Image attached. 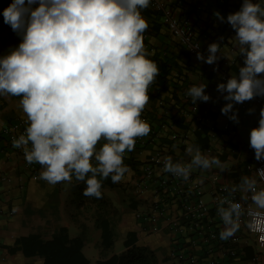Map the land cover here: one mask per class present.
<instances>
[{"label": "clouds", "instance_id": "9594fccd", "mask_svg": "<svg viewBox=\"0 0 264 264\" xmlns=\"http://www.w3.org/2000/svg\"><path fill=\"white\" fill-rule=\"evenodd\" d=\"M151 2L12 0L3 10L4 23L21 42L0 56V96L20 97L26 128L12 144L22 149L28 164L41 166L40 179L55 185L75 178L86 185L84 196L97 199L102 198L103 179L110 176L113 183L124 179L129 171L125 153L151 132L142 119L149 89L160 73L144 44L149 24L142 10ZM214 15L225 21L220 12ZM226 22L236 32L244 66L237 76L218 84L217 91L227 101L222 114L239 123L234 104L264 97V7L243 0ZM207 51V57L197 51V60L215 64L220 44H209ZM206 87L194 84L186 95L193 104L209 102ZM253 111L249 109V114ZM259 116L258 127L250 131V147L258 162L264 161V108ZM186 151L190 161L174 162L166 156L163 171L188 181L196 168L226 170L217 156L199 147L190 144ZM261 182L264 168L242 176L238 185L225 189L227 196L218 198L217 213L224 225L221 240L234 236L246 211L250 216L264 214ZM237 192L242 200H251L247 210L235 200Z\"/></svg>", "mask_w": 264, "mask_h": 264}, {"label": "crops", "instance_id": "0c3cea01", "mask_svg": "<svg viewBox=\"0 0 264 264\" xmlns=\"http://www.w3.org/2000/svg\"><path fill=\"white\" fill-rule=\"evenodd\" d=\"M159 1L165 6H172L174 0ZM253 2L264 7V0ZM242 4L243 0H185L183 7L177 10L178 14L191 17L200 31L211 29L210 38L204 40L208 45L217 43L222 33L229 35V44L220 50L223 56L219 53L218 56L230 63L237 58L236 63L231 64L235 76L239 68L244 66V56L238 58L240 50L235 39L236 32L226 22V18L230 13L239 11ZM215 12H220L225 21L218 20ZM142 15L149 24L143 34L144 44L151 53L149 58L160 69L156 82L149 89L150 101L142 114L148 116L151 127L159 128L163 123L165 127H160L156 138L150 133L146 143L140 146L135 144L132 152L125 153L124 164L129 171L121 182L113 183L110 176L102 180L101 192L109 202L107 217L115 230V244L108 251L107 257L122 254L136 245L151 250L157 264H176L171 253L177 243H182L204 259L209 255H222V248L236 246L242 264H253L258 252H264L253 244L246 221H242L239 230L229 238L234 243L221 240L219 234L224 225L213 199L217 181L233 187L239 184L242 176H251L247 165L254 150L250 147V137L245 132L242 119L247 118L252 122V130L259 108L254 99L245 102V106L254 109L251 114L241 112L240 107L235 111L234 105L233 112H238L239 123L223 115L221 109L227 101L217 91L218 84L222 83L220 73L197 60L188 51L180 38L169 29L160 9L150 4L142 10ZM194 84L207 85L205 91L211 97L209 102L192 103L186 93ZM19 99L0 96V121L4 122L0 128L16 117L26 118L18 106ZM204 113L210 115L209 120L204 129H198L196 116ZM190 144L199 147L205 154L217 156L226 170L221 171L216 167L206 171L198 168L193 170V176L201 183L204 197L212 207L211 215L195 225L184 216L179 193H168L170 214L173 218H179L186 227L183 233H177L170 228L164 217L158 216L153 221L145 218L155 213V194L139 192L137 183L144 165L153 159L157 151L166 152L174 162L190 161L191 157L186 151ZM0 146L3 151L0 156V264H45L43 255H27L20 239L30 235L45 241L63 235H67L69 240L75 239L83 233L82 224H95L98 217L97 202L83 195L86 187L83 182L73 178L70 183L51 185L40 179L42 169L39 164H36L37 176H33L24 153L14 148L13 144L3 143ZM163 172L162 167L156 168L159 177ZM4 174L11 177V180L5 179L2 176ZM212 228L217 230L219 241L210 240L207 244L202 232L207 235ZM129 239L133 241L130 246L127 245ZM83 251L91 264H97L104 258L102 247L94 242H86Z\"/></svg>", "mask_w": 264, "mask_h": 264}, {"label": "built area", "instance_id": "2783aa9c", "mask_svg": "<svg viewBox=\"0 0 264 264\" xmlns=\"http://www.w3.org/2000/svg\"><path fill=\"white\" fill-rule=\"evenodd\" d=\"M151 4L162 11L164 20L169 29L174 35L180 38L181 43L192 55L196 56L197 51L203 53L205 57L209 55L207 51L208 44H206L204 40L210 38L212 32L211 29L208 31H200L191 17L182 16L177 13V10L185 4V0H174L172 6H165L159 0H152ZM217 43L220 44L221 50L225 45L229 44V35L226 33L220 34ZM238 58L240 59L242 56L239 55ZM236 61L237 58L233 59L231 63L229 61L225 62L219 58V60L212 65L205 62L203 63L211 69H216L220 73L222 83H226L231 76H235L231 71V64H235ZM254 101L259 108V112L253 128L258 127L260 109L264 108V97L257 96L254 98ZM209 117L210 115L205 113L196 116L198 129H204ZM25 119L26 118L24 117H16L8 124L4 125V127L0 128V145L3 143L12 144L13 138L18 137L24 132L26 128ZM142 119L146 120L150 125V119L147 115L142 114ZM160 127H165V124L163 123ZM160 127H151L150 133L153 137L156 138L159 135ZM147 141L148 135L143 138H138L136 144L140 146ZM1 147L2 146H0V148ZM19 150L22 151V149ZM2 152L3 151L0 150V156ZM166 156V152L157 151L153 159L144 165L143 172L137 183V190L139 192H154L155 194V200L153 201L155 213L153 215L145 216L147 220L153 221L158 216L164 217L168 220L171 229L175 230L177 233H183L186 227L180 222L179 218H173L170 214V206L167 201L168 193H171L172 191H177L179 193L183 203L184 216L191 220L193 225L197 224L199 220L209 217L211 215L212 207L204 197L201 183L196 180L193 174H191L188 181H183L167 172H163L160 177L157 175L156 168H164L163 158ZM27 165L33 170V176L36 177V164L27 163ZM247 168L250 171L251 176H253L256 169L264 168V161H256L254 153ZM2 176L7 180H11V177H8L7 175L5 176V174ZM215 179V181H217V178ZM154 184L155 186H153ZM260 187H264V182H261ZM226 188L231 187L217 181L213 199L216 208L218 206V198L228 195V192L225 191ZM235 200L240 202L246 210L252 203L250 199L247 201L242 200L241 193L239 192L235 193ZM242 221H246L249 236L256 248L260 251L264 250V214L250 216L246 211L245 215L241 218V222ZM202 236L207 244H209L210 240L219 241V235L215 228L210 229L207 235L202 232ZM227 242L230 244L234 243L232 239H228ZM193 244H195V242ZM171 254L176 259V264H242L240 251L236 246L222 248V255H209V257L204 259L200 254L190 250V247H187L182 243H177ZM253 264H264V254L258 252L253 259Z\"/></svg>", "mask_w": 264, "mask_h": 264}, {"label": "trees", "instance_id": "16d2710c", "mask_svg": "<svg viewBox=\"0 0 264 264\" xmlns=\"http://www.w3.org/2000/svg\"><path fill=\"white\" fill-rule=\"evenodd\" d=\"M11 2L12 0H0V20H4L2 12ZM92 198L97 202L98 217L94 225L82 224L81 236L69 240L67 235H63L47 241L35 235L24 236L20 241L25 253L43 255L45 264H91L83 251L84 245L89 241L102 247L104 258L97 264H157L156 256L151 250L136 245L122 254L107 257L108 251L115 244V230L107 217L109 202L103 194L100 199ZM132 243V240H127L128 246Z\"/></svg>", "mask_w": 264, "mask_h": 264}, {"label": "rangeland", "instance_id": "374dc122", "mask_svg": "<svg viewBox=\"0 0 264 264\" xmlns=\"http://www.w3.org/2000/svg\"><path fill=\"white\" fill-rule=\"evenodd\" d=\"M20 42H21L20 37L15 32L12 31L10 26L6 25L4 21L0 20V56L5 55L10 48L18 46ZM234 105L236 107L235 111H237L240 107V109H242L241 112L245 114L249 113L248 111L249 108L248 106H245V102L242 104H234ZM249 107L251 108V106ZM243 120H244L243 124L245 126L244 127L245 132L250 137L252 122L250 120H247V118L242 119V121Z\"/></svg>", "mask_w": 264, "mask_h": 264}]
</instances>
